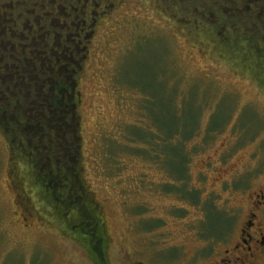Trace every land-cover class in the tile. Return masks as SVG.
<instances>
[{"label": "rangeland", "instance_id": "obj_1", "mask_svg": "<svg viewBox=\"0 0 264 264\" xmlns=\"http://www.w3.org/2000/svg\"><path fill=\"white\" fill-rule=\"evenodd\" d=\"M128 3L80 81L82 172L106 252L93 260L35 186L24 181L19 199L0 132V264H208L205 253L231 247L251 213L264 232V79L197 29L199 15L183 28L188 15ZM161 136L158 159H146Z\"/></svg>", "mask_w": 264, "mask_h": 264}, {"label": "flooded vegetation", "instance_id": "obj_2", "mask_svg": "<svg viewBox=\"0 0 264 264\" xmlns=\"http://www.w3.org/2000/svg\"><path fill=\"white\" fill-rule=\"evenodd\" d=\"M134 1L142 14L152 6L174 21L175 14L188 15L178 23L183 28L191 14L199 15L196 28L220 50H227V31L238 21L245 18L253 29L260 20L262 38L252 44L264 48V0H0V105L22 100L47 109L53 95L61 96L67 87L69 94L77 93L79 109L81 75L97 37L117 16L130 13L128 2ZM257 204L259 211L264 202ZM251 219L231 247L204 252L208 264L264 263V232L254 229Z\"/></svg>", "mask_w": 264, "mask_h": 264}, {"label": "trees", "instance_id": "obj_3", "mask_svg": "<svg viewBox=\"0 0 264 264\" xmlns=\"http://www.w3.org/2000/svg\"><path fill=\"white\" fill-rule=\"evenodd\" d=\"M244 20L238 21L236 28L228 29L231 42L226 46L227 51L237 57L244 68L253 71L260 79L259 82H262L264 48L252 44L262 38L261 21L255 20V27L251 29ZM67 90L66 87V92L61 96L53 95L51 106L47 109L35 104L27 106L22 100L16 103L10 100L14 102L10 107L0 105V132L7 143L12 164L10 174L20 195L19 199L23 203V200H27L24 181L27 187L35 186L38 200L61 229L86 248L93 260L98 261L100 255L106 252L107 239L97 203L83 177L78 95L69 94ZM149 140L148 144L153 143L154 146L146 148L148 150L145 154H150L146 155V159L156 160L159 144L167 140L162 136ZM153 152L155 154L151 155ZM17 162L26 165L23 174L16 172ZM175 188L181 191L185 184L181 182ZM188 196L190 200L195 198L193 192Z\"/></svg>", "mask_w": 264, "mask_h": 264}, {"label": "water", "instance_id": "obj_4", "mask_svg": "<svg viewBox=\"0 0 264 264\" xmlns=\"http://www.w3.org/2000/svg\"><path fill=\"white\" fill-rule=\"evenodd\" d=\"M141 264V263H140Z\"/></svg>", "mask_w": 264, "mask_h": 264}]
</instances>
